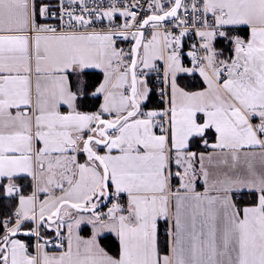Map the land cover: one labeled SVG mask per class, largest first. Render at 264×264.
<instances>
[{"label":"snow or ice","instance_id":"6c2138e0","mask_svg":"<svg viewBox=\"0 0 264 264\" xmlns=\"http://www.w3.org/2000/svg\"><path fill=\"white\" fill-rule=\"evenodd\" d=\"M0 264H264V0H0Z\"/></svg>","mask_w":264,"mask_h":264}]
</instances>
